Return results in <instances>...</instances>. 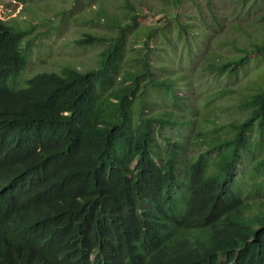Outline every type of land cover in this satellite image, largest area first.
<instances>
[{"label":"trees","instance_id":"trees-1","mask_svg":"<svg viewBox=\"0 0 264 264\" xmlns=\"http://www.w3.org/2000/svg\"><path fill=\"white\" fill-rule=\"evenodd\" d=\"M189 1L190 21L163 8L166 28L134 31L133 56L140 13L115 35L75 40L106 42L88 70L53 63L26 78L36 36L0 20V264H264V69L239 99L243 118H211L188 154L190 141L164 129L195 122L198 107L180 93L184 72L160 77L149 48L156 31H176L180 53L172 41L162 50L176 63L194 55L204 71L237 75L264 56V20L223 31L215 0ZM214 32L236 52H195ZM153 92L167 93V109L153 111Z\"/></svg>","mask_w":264,"mask_h":264},{"label":"rangeland","instance_id":"rangeland-1","mask_svg":"<svg viewBox=\"0 0 264 264\" xmlns=\"http://www.w3.org/2000/svg\"><path fill=\"white\" fill-rule=\"evenodd\" d=\"M199 1L205 8V0ZM141 2L150 10V13L140 8ZM214 4L223 31L231 30V25L235 23L250 26L264 20V0H256L251 4L250 9L240 7L235 0H215ZM163 8L172 15H181L186 21L191 20L190 14L195 9L194 4L189 0H184V4L178 9L166 0H79V2L76 0H0V20H9L23 31L30 30L31 35L36 36L29 62L20 74L21 78H26L48 69L53 63L66 62L73 64L80 71L88 70L96 64L106 42L95 43L89 47H79L75 40L84 33L102 36L115 35L119 31L118 25L133 23V16L140 13L136 25L128 32L126 40V55L133 56L134 53L131 50L135 44L132 45L131 41L134 31H138L141 26L157 27L159 30L166 28L165 16L159 12ZM204 18L210 21L208 11L205 12ZM147 27L144 28L148 29ZM193 27L197 26L193 25ZM205 36L206 34L198 42L195 52L208 48L215 49L221 54L236 52V49L229 43H221L219 34L215 35V32L208 41V45L205 46L203 44ZM170 41L180 53L183 40L177 37L176 31L171 32V40L156 31L149 48L159 54L151 53V65L159 71L160 77L166 78L177 71V64L178 70L181 69L185 75L180 93H189L187 98L192 99L198 108L195 122L188 124L176 116L172 119L176 121L179 129L168 127L164 129V132L174 137L181 136L182 141L189 140L188 154L197 153L202 150V146L199 140L196 141L195 132L200 128L213 127L214 122L211 118H216L220 125H225L236 118L237 120L243 118V114L239 112V99L248 90L252 80L263 71L264 56L257 57L259 58L257 60H250L249 66L237 75L220 74L217 76L199 67L198 56L184 55L183 60L176 63L175 54L171 58L162 51L172 47L169 44ZM142 43L141 41L137 44L142 45ZM168 51L173 50L170 48ZM191 64L194 68L190 66ZM120 66H122L120 75H123L129 64L126 61H120ZM118 79L117 82L120 80ZM15 85L19 86L16 83ZM224 87L228 89L223 91ZM166 97H168L167 93L153 92L150 94V98L155 101L153 106L155 113L169 107Z\"/></svg>","mask_w":264,"mask_h":264},{"label":"clouds","instance_id":"clouds-1","mask_svg":"<svg viewBox=\"0 0 264 264\" xmlns=\"http://www.w3.org/2000/svg\"><path fill=\"white\" fill-rule=\"evenodd\" d=\"M24 69H25V68H24ZM173 137H174V136H173ZM263 197H264V196H263ZM263 197H262V198H263Z\"/></svg>","mask_w":264,"mask_h":264},{"label":"bare ground","instance_id":"bare-ground-1","mask_svg":"<svg viewBox=\"0 0 264 264\" xmlns=\"http://www.w3.org/2000/svg\"><path fill=\"white\" fill-rule=\"evenodd\" d=\"M191 123V122H190Z\"/></svg>","mask_w":264,"mask_h":264}]
</instances>
